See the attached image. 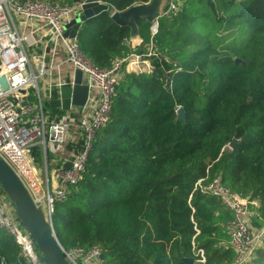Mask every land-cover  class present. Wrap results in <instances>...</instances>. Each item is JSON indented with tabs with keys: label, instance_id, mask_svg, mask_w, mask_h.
<instances>
[{
	"label": "trees",
	"instance_id": "trees-1",
	"mask_svg": "<svg viewBox=\"0 0 264 264\" xmlns=\"http://www.w3.org/2000/svg\"><path fill=\"white\" fill-rule=\"evenodd\" d=\"M99 1L110 10L80 27L82 53L101 68L142 54L152 68L126 71L122 62L110 121L81 178L54 204L59 244L97 245L102 264H231L232 212L194 188L219 176L251 202V227L264 229V0H180L174 13L158 18L153 36L151 24L137 20L135 51L129 27L110 15L149 0ZM150 42L155 54L147 56ZM57 105V98L48 103L51 117L63 114ZM233 138L239 141L228 149ZM0 264H27L2 228ZM248 264H264V230Z\"/></svg>",
	"mask_w": 264,
	"mask_h": 264
},
{
	"label": "built area",
	"instance_id": "built-area-1",
	"mask_svg": "<svg viewBox=\"0 0 264 264\" xmlns=\"http://www.w3.org/2000/svg\"><path fill=\"white\" fill-rule=\"evenodd\" d=\"M85 1L67 4L51 0H0V76L7 82L6 89L0 84V158L24 184L52 229L55 202L64 201L69 187L81 178L98 131L110 121L122 62L126 61V71L148 72L152 68L142 54L136 53L108 67H98L82 53L77 36H64V25L82 13ZM179 4L180 0H170L166 13H174ZM150 30L153 36L157 25H151ZM149 44L147 56L155 54L152 42ZM63 65L71 69L65 75L60 72ZM76 70L81 71L82 83L88 87L82 109L72 103ZM64 88L70 89L67 108L61 98ZM54 98L58 108L64 110L61 116L51 117L44 108ZM38 144L53 153L66 152L67 145L71 147L72 153L63 159V164L70 162L69 168L61 166L54 170V188H43L36 175L32 149ZM194 189L218 198L232 212L233 219L227 224L228 245L235 253L231 264H248L261 245L264 230L251 227V202L230 191L219 176L207 183L199 179ZM0 228L13 237L27 264H44L1 187ZM62 251L70 264H102V250L97 245ZM197 261H204L202 250L198 251Z\"/></svg>",
	"mask_w": 264,
	"mask_h": 264
},
{
	"label": "water",
	"instance_id": "water-1",
	"mask_svg": "<svg viewBox=\"0 0 264 264\" xmlns=\"http://www.w3.org/2000/svg\"><path fill=\"white\" fill-rule=\"evenodd\" d=\"M169 8L168 0H149L147 3L135 4L123 11H112L110 17L119 26L129 27V40L136 44L140 39L138 19H143L151 25H157L159 17L164 15ZM110 6L99 0H86L82 5V13L72 18L64 25V36L75 37L82 24L102 12L109 11ZM0 84L3 89L7 88L4 76H0ZM23 93L22 91H20ZM88 94V87L82 83V73L76 70L74 73V84L72 87V103L82 109ZM177 119L185 121V114L181 106L176 109ZM239 139L233 138L226 144L228 149H233ZM80 144L82 142H79ZM70 148V145H67ZM70 162L64 163V168H69ZM0 187L13 204L15 214L24 230L34 241L40 252L41 261L44 264H70L62 251L54 230L46 220L42 209L36 206L24 184L11 169V167L0 158ZM188 264H193L192 259H186Z\"/></svg>",
	"mask_w": 264,
	"mask_h": 264
},
{
	"label": "crops",
	"instance_id": "crops-1",
	"mask_svg": "<svg viewBox=\"0 0 264 264\" xmlns=\"http://www.w3.org/2000/svg\"><path fill=\"white\" fill-rule=\"evenodd\" d=\"M132 48L133 51H135L136 47H132ZM129 66L132 67L131 64ZM67 67L68 66L66 65L61 66L60 72L65 75L66 70L67 71L71 70L70 68ZM133 67L135 66L133 65ZM44 108L48 111V113H52L50 107H48V103H45ZM71 153H72L71 147L67 149V152L62 151L59 153L57 152L53 153L48 148H45L42 144H38L34 146V150H33L34 164H35L34 167H35L36 175L40 179L43 188L56 187L57 182L54 178V174H53L54 170L58 167L63 166L64 157L70 156ZM35 156H37L36 161H35ZM252 202H254V204L257 203L256 201H252Z\"/></svg>",
	"mask_w": 264,
	"mask_h": 264
},
{
	"label": "rangeland",
	"instance_id": "rangeland-1",
	"mask_svg": "<svg viewBox=\"0 0 264 264\" xmlns=\"http://www.w3.org/2000/svg\"><path fill=\"white\" fill-rule=\"evenodd\" d=\"M170 0H168V3H169ZM151 28V27H150ZM130 42V41H129ZM141 43V38L138 40V42L136 44H132V42H130V46L131 47H136L138 44ZM69 96H70V89L69 88H64L62 89V95H61V98L63 99L64 101V108H67L68 106V99H69ZM36 146V145H35ZM32 159H33V163H34V156H33V150H32ZM36 158L37 156H35V161H36ZM35 166V164H34Z\"/></svg>",
	"mask_w": 264,
	"mask_h": 264
}]
</instances>
